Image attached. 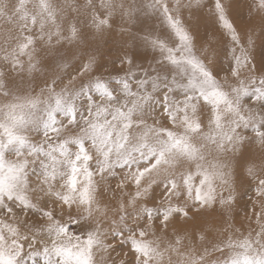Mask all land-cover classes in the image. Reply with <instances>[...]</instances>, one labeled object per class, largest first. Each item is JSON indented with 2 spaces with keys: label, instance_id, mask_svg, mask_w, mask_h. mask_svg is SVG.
I'll use <instances>...</instances> for the list:
<instances>
[{
  "label": "snow or ice",
  "instance_id": "obj_1",
  "mask_svg": "<svg viewBox=\"0 0 264 264\" xmlns=\"http://www.w3.org/2000/svg\"><path fill=\"white\" fill-rule=\"evenodd\" d=\"M0 264H264V0H0Z\"/></svg>",
  "mask_w": 264,
  "mask_h": 264
},
{
  "label": "rangeland",
  "instance_id": "obj_2",
  "mask_svg": "<svg viewBox=\"0 0 264 264\" xmlns=\"http://www.w3.org/2000/svg\"><path fill=\"white\" fill-rule=\"evenodd\" d=\"M113 186H114V182H113ZM108 196L109 197H111V193H108ZM243 216V213H241V217ZM239 219V218H238ZM245 224H247V222L245 221ZM128 250L125 248V249H123V250H121V249H117V252H113L111 255H112V258L113 259H122V258H124L123 257V253L124 252H127ZM117 253H120V256L118 257L117 256Z\"/></svg>",
  "mask_w": 264,
  "mask_h": 264
}]
</instances>
